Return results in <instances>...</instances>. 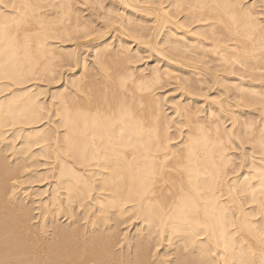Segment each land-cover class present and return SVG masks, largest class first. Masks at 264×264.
<instances>
[{"label": "bare ground", "instance_id": "bare-ground-1", "mask_svg": "<svg viewBox=\"0 0 264 264\" xmlns=\"http://www.w3.org/2000/svg\"><path fill=\"white\" fill-rule=\"evenodd\" d=\"M0 264H264V0H0Z\"/></svg>", "mask_w": 264, "mask_h": 264}, {"label": "rangeland", "instance_id": "rangeland-1", "mask_svg": "<svg viewBox=\"0 0 264 264\" xmlns=\"http://www.w3.org/2000/svg\"><path fill=\"white\" fill-rule=\"evenodd\" d=\"M146 54L148 55L147 52H146ZM147 58H148V57H147ZM151 58H152V56H151ZM151 58H150V56H149V59H151ZM143 61H144V59L142 60V62H143ZM175 73H176V72H175ZM167 86H168V85H167ZM167 86H165V88H166ZM170 86H171V88H170ZM165 88L162 89V90H161V89L159 90V91H162V92L166 91V93H164V94H166L165 96H169L171 93L176 94V92H178V90L176 91V89L174 88V85L172 86V84L168 86L169 89H167V88L165 89ZM173 88H174L175 90H174ZM171 89H173V90H172L173 92L170 91ZM167 90H169L170 92L168 93ZM175 91H176V92H175ZM168 94H169V95H168ZM174 94H173V95H174ZM168 105H169V103H167V105H166L165 107H167Z\"/></svg>", "mask_w": 264, "mask_h": 264}]
</instances>
